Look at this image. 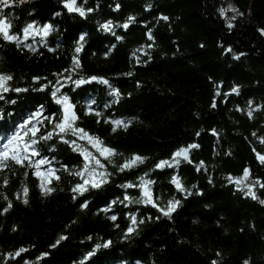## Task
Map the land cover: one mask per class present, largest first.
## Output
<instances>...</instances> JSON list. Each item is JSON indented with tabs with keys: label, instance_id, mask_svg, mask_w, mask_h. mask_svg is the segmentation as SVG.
<instances>
[{
	"label": "trees",
	"instance_id": "16d2710c",
	"mask_svg": "<svg viewBox=\"0 0 264 264\" xmlns=\"http://www.w3.org/2000/svg\"><path fill=\"white\" fill-rule=\"evenodd\" d=\"M77 3L94 11L86 17L69 13L63 0H9L7 7L0 5L12 32L21 37L33 21L54 26L45 39L35 37L19 46L0 36V73L13 77L10 89H28L3 93L0 137L10 136L39 110L34 107L37 100L48 106L45 114L58 111L50 89H38L61 81V91L76 105V126L116 154L109 162L87 140L66 135L64 139L77 141L74 150L54 134L37 146L50 161L40 176L27 161H6L8 166L0 169V264H81L93 250L92 264H264V163L259 158L264 156V0ZM129 17L135 20L128 29L115 27V36L99 27L108 20L122 25ZM149 30L153 40L147 37ZM81 34L86 35L77 54ZM74 56L80 62L75 70ZM64 76L104 77L120 96L98 82L76 88ZM115 120L127 122V127L115 125ZM51 130L45 122L37 135ZM190 144L199 145L189 150L191 162L181 159L178 167L156 168ZM82 151L100 158L110 176L99 189L89 187L80 194L73 188L83 183L74 175L83 168ZM134 155L144 162L120 171ZM49 168L58 180L51 176L49 182ZM145 174L155 182L151 190L159 208L169 200L180 201L171 218L151 204L120 202L125 195L140 197L139 178ZM173 176L192 194L177 191ZM237 180L242 183L237 185ZM129 183L136 187H122ZM247 186L255 199L246 194ZM48 188L53 190L46 192ZM85 202L87 207H81ZM131 215L144 223L134 225L136 230L125 238ZM61 236L67 239L57 244ZM109 240L110 247L96 250ZM21 248L26 251L17 256Z\"/></svg>",
	"mask_w": 264,
	"mask_h": 264
},
{
	"label": "snow or ice",
	"instance_id": "6c2138e0",
	"mask_svg": "<svg viewBox=\"0 0 264 264\" xmlns=\"http://www.w3.org/2000/svg\"><path fill=\"white\" fill-rule=\"evenodd\" d=\"M84 3H87V0H84ZM9 4V0H0V5H3L4 7H7ZM63 6L67 9L69 13H78L81 17H86L87 13H90L94 11V9L91 8H84L78 5L77 0H63ZM117 9L119 8V5L116 6ZM230 11L237 12L238 15H243V13H239L237 9L231 8ZM220 14L224 15V10H220ZM56 15H60V13H56ZM160 19H163L167 21L169 18L167 16H162ZM232 19H236V16H233ZM135 20V17H129L127 22H125L122 25H114L113 21L108 20L102 24L99 25L100 29L105 32H111L114 36L116 35L114 28L115 27H122L124 29H128L130 24ZM228 27L231 28L233 25L231 23L228 24ZM52 31H54V26L51 23H44L42 25H37L35 21L27 24L22 29V37L19 33H13L12 32V24L8 17L5 16L2 9H0V36L5 41L9 42H15L19 46L20 43L24 41H28L30 39H34L35 37H40L41 39H45L47 36H49ZM262 34H264V29L260 30ZM86 34H81L79 36V39L76 41V47L75 52L78 54L83 50V42L85 39ZM147 37L149 40H153V35L151 30L147 33ZM116 39H122L120 36H116ZM27 47L31 50V45L27 44ZM114 47V46H113ZM148 47H152L151 44L148 45ZM52 50V49H49ZM231 51V49H228ZM240 55H243L241 53ZM235 59H239V56L234 57ZM73 70L80 67V62L77 56L73 57ZM68 69H65V72H68ZM128 75H131V73H128ZM13 77L11 75H5L0 73V99H3V93L8 91H15L17 93L20 92H27L28 89H21V88H12L10 89L8 87V82L11 81ZM47 79V78H44ZM34 80L39 81V77H35ZM65 81H71L76 88H79L81 85L92 83V82H98L102 85L107 86L111 92V95H114L116 97L120 96V91L118 88L114 87L110 81L104 77H98V76H90L88 78H79V79H73L71 76H64ZM51 85V88H50ZM65 85L61 83V81H56L55 83L49 82V84L42 85L38 91H45L49 90L51 91V100L56 105L59 106V110L56 112L48 111L46 113L47 105L44 104L42 101L37 100L34 107L38 108L39 110L31 112L29 117L24 120L22 123H20L17 127V130H15L10 136L5 135L3 137H0V169H3L4 167H7V163H5L8 160L14 161L16 164L24 165V162L27 161L29 166H34L36 169V175L40 176L41 172L40 169L50 163L49 159H47L45 156H42L40 149L37 147L38 144H40L41 141H47L52 139L53 135L59 136V138L67 144H71L76 150L78 148L77 141L76 140H66L64 137L66 135H72L77 137L79 140H87L88 144L91 145L93 149H95L96 153L99 154V157H103L104 160L109 161L111 160V157H113L116 153L115 150L107 147L104 145V142L99 139V137H96L92 134H90L88 131H86L83 128H79L76 126V121L79 119V117L76 115L75 108L76 105L72 102V99L69 95L64 94L61 89L64 88ZM233 92L238 91V88H233ZM12 103H16V101H12ZM251 103V102H249ZM215 106V105H213ZM88 114V113H86ZM97 116L100 115L99 112L95 113ZM35 121V123H33ZM45 122L52 125V130L48 131L46 133H43L41 135H37L38 132H40L41 127L44 126ZM98 123L100 121H97ZM108 122V121H105ZM112 123L115 125H123L125 128L127 127V122L121 121V120H115ZM115 130V129H113ZM215 134V132H214ZM199 135V133L197 134ZM255 135V133L253 134ZM199 145L197 144H190L187 148L181 147L177 151H175L172 154V157L170 160H161L159 163L156 164L157 169H163V168H172L174 166H179L181 159L191 162L189 158V150L198 148ZM81 154L84 158V164L83 168L78 170L74 173V175L79 176L83 183H78L74 188L73 192H79L80 194H83L85 191L89 190L90 188L93 189H99L103 184L108 182V177L110 176V173H108L105 169V165L101 162V159L98 158L96 155H94L91 151H82ZM34 157H39V159H33ZM261 162L264 163V156L259 157ZM145 160L144 157L139 155H134L130 160L125 161L123 165H120V171H124L126 168H133L136 167L138 164L143 163ZM203 163V162H201ZM65 170L67 168L65 167ZM200 170L199 168L197 169ZM249 175V170L245 169L244 171V177L247 178ZM55 176V170L54 169H48L46 173V178L50 182V177ZM147 174L145 176H142L139 178L140 183L139 187L141 188V195L139 198H133L130 195H125L123 200L120 201L121 203H125V206L127 204H151L153 207H157L158 211L163 214L165 217L171 218L172 213L176 210V208L179 206L180 201L173 199L169 200L167 203V206L164 208H159L157 203L153 200V193H152V185L155 183L151 179H147ZM55 178L58 180L59 176H55ZM231 180V177H229ZM212 181L209 180V183ZM171 183L175 185L177 191L179 192H185L187 195H191V192H188V190L184 187L181 179L178 176H173ZM237 185H240L242 181L237 180L235 182ZM262 188H264V184L260 185ZM122 187H127L129 189L136 187L135 184L129 183L127 185H124ZM193 188H196V185L192 186ZM248 187L247 195H251L253 199L256 198L255 193L252 191L251 186ZM41 188L44 189V184H41ZM53 189L48 188L45 191L51 192ZM242 190V189H241ZM28 189H24V195L27 196ZM199 195H203V193H198ZM25 202H27L25 200ZM112 203H116V201H113ZM261 203H264V201H261ZM11 205H9L10 207ZM81 207H87V202H85ZM107 210V209H105ZM4 211H7L5 209ZM151 217H149L150 219ZM159 218V217H157ZM111 220L115 221L117 219V216L113 215L110 217ZM131 219V225L129 226L127 231L124 233L125 238H128L136 229L133 227L137 223H144L143 220L137 221V218L135 215L130 216ZM118 227V225H117ZM66 236H61L59 240L57 241V244L60 243L61 240H66ZM91 239V237H89ZM112 241H106L103 244H97L96 250L103 248H108L111 246ZM52 247H56V245H53ZM26 251L25 249L21 248L16 255L19 256L21 253ZM47 255V254H45ZM95 256V250L89 251L86 253L84 259L81 261V264H85V261H89V264H92L91 258ZM27 264V262H26ZM95 264H99V261L97 260ZM213 264H217V262L213 261ZM247 264V262H245Z\"/></svg>",
	"mask_w": 264,
	"mask_h": 264
}]
</instances>
